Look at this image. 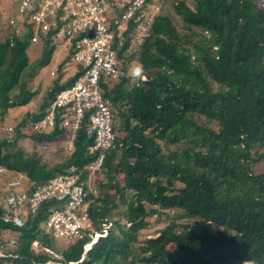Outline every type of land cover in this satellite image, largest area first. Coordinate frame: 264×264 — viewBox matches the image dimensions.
<instances>
[{
	"label": "trees",
	"instance_id": "obj_1",
	"mask_svg": "<svg viewBox=\"0 0 264 264\" xmlns=\"http://www.w3.org/2000/svg\"><path fill=\"white\" fill-rule=\"evenodd\" d=\"M191 1L174 4L184 26L160 13L151 35L135 48L143 68L154 70L145 81L134 82L121 64L120 78L105 85L121 124L116 117L115 146L99 193L91 194V235L59 250L64 259H57L47 251L58 250L54 238L43 229L55 202L29 212L22 228L2 220L6 210L0 204V237L6 230L17 237L0 264H233L237 257L264 258V172L252 168L264 160V151H255L264 149V0ZM8 26L0 36V119L30 102V78L56 49L45 40L31 64V32L16 35ZM128 46L119 51L121 61ZM78 75L57 83L39 109L17 123L14 136L0 140V164L27 176L28 193L70 168L85 177L84 167L94 159L89 148L95 139L86 121L75 150L65 146L59 164L51 166L36 149L18 144L27 138L56 142L65 133L57 126L32 134L29 127ZM171 208L204 223L180 226L173 220L140 242L147 218ZM95 233L101 235L86 249Z\"/></svg>",
	"mask_w": 264,
	"mask_h": 264
},
{
	"label": "built area",
	"instance_id": "obj_2",
	"mask_svg": "<svg viewBox=\"0 0 264 264\" xmlns=\"http://www.w3.org/2000/svg\"><path fill=\"white\" fill-rule=\"evenodd\" d=\"M13 2L15 9L9 22L19 33L16 35L31 32L32 42L60 40L70 58L80 64L75 82L54 96L45 115L30 125L29 132L50 131L58 126L68 134L66 147L72 153L77 133L86 121V131L94 136L95 142L89 148L94 159L84 167L87 171L85 177H82V171L70 168V171L56 175L31 193H28V178L22 172L8 180L10 191L4 199L6 212L2 220L22 228L29 212H37L44 202H55L48 209L43 229L54 238L53 241L62 238L72 245L93 231L91 194L97 196L99 189L91 183V177L103 170L108 151L115 146L116 112L111 99L105 96V85L119 79L122 74L121 48L126 44H129L128 50L142 46L151 35V24L161 10L153 0ZM262 4L264 6V1ZM52 74L56 72L52 71ZM5 171L8 169L0 164V172ZM16 243L15 238L8 240L10 245ZM87 245L86 249L89 248ZM47 251L57 259H64L55 248H47Z\"/></svg>",
	"mask_w": 264,
	"mask_h": 264
},
{
	"label": "rangeland",
	"instance_id": "obj_3",
	"mask_svg": "<svg viewBox=\"0 0 264 264\" xmlns=\"http://www.w3.org/2000/svg\"><path fill=\"white\" fill-rule=\"evenodd\" d=\"M121 1V0H120ZM162 2V0H160ZM155 5H158L161 13L167 14L171 17H173L176 21V24L181 28V26H184L181 24L180 17L175 13L174 11V4L177 2V0H164L162 3L153 0ZM188 3L192 4L191 0H187ZM15 5L13 0H0V36L4 35V33H7L9 30V20L14 14ZM184 31V30H183ZM2 32V33H1ZM186 32H191L190 30H187ZM0 38V39H1ZM55 45V51L53 53V56L51 60L41 66V68L36 69V74L30 78L31 81V90L33 91V95L31 96V100L29 103L21 106H15L8 110V113L4 117V119H0V140H2L4 137H11L14 136V129L17 125V123L26 116L28 111H36L39 109L40 104L42 103L44 96L51 90L57 83L65 84L70 76H72L76 70L80 67V64L72 59H70L68 51L65 50V44L57 40L54 42ZM43 43L41 42H30L28 45V54L31 64L36 63L37 59L41 56V53L43 51ZM122 66L123 70L126 71L125 74L130 76V69L134 64H140L138 53H136L135 49H133L125 60H123ZM125 65V66H124ZM143 66V65H142ZM33 69L34 67H30ZM30 69V70H31ZM52 70H56V74L52 75ZM154 70L147 71L144 69V76L145 78L148 75V72H153ZM150 74V73H149ZM118 119V117H117ZM200 122H204L205 120L201 117H198ZM117 126H120L121 120H117ZM12 127L13 130H9V128ZM68 134H63L59 139L56 140V142H34L32 139H21L18 141V144L26 146V149L29 151L37 150L43 157V160L47 162L49 165L53 166L56 164L61 163L64 161L66 157V147L68 143ZM175 145H170V148H175ZM256 152H263L264 149L260 146L255 148ZM66 152V153H65ZM64 157V158H63ZM252 168H254L255 172H264V160L256 162L254 165H252ZM99 174H102L100 172ZM98 173L92 174L91 177V183L98 184L100 180V175ZM14 171L8 170L5 172H0V197H5L3 193H8L10 191L7 182L8 180L16 177ZM103 176V175H102ZM93 179V180H92ZM172 188H175L171 185ZM0 204L2 205V201L0 200ZM175 220L180 226L185 224H203L204 220H202L199 217L196 216H188L184 211H181L179 209L171 208V209H163L160 214L153 215L147 218V224L146 226L141 229L139 233L140 242L143 238H146L148 236H155L158 234V232L167 225L170 221ZM108 228V225L106 226ZM6 240L2 239L0 237V241L6 244V241L10 239V233L6 231ZM15 235V234H14ZM4 237V234H3ZM97 234L94 235L93 241L96 240ZM15 239L17 240V237L15 235ZM56 248L57 251L66 248L70 246L67 244L63 239L58 238L55 239ZM16 245V244H15ZM15 245H0L1 250H6L7 248H13ZM89 246V244L87 245ZM90 247V246H89ZM6 264V263H4Z\"/></svg>",
	"mask_w": 264,
	"mask_h": 264
},
{
	"label": "clouds",
	"instance_id": "obj_4",
	"mask_svg": "<svg viewBox=\"0 0 264 264\" xmlns=\"http://www.w3.org/2000/svg\"><path fill=\"white\" fill-rule=\"evenodd\" d=\"M164 1V0H163ZM162 10V9H161ZM32 42V40H31ZM44 44V42H41ZM54 43V42H52ZM145 43V42H144ZM141 46H138V47H133V48H140ZM129 48V46H128ZM70 56V55H69ZM71 59V58H70ZM78 71H76L75 73H77ZM74 73V74H75ZM130 77L131 79L135 82V81H145V76H144V68L142 65L140 64H134L131 69H130ZM115 81V80H114ZM113 81H111L110 83H112ZM117 117V115H116ZM9 170V169H8ZM102 172V171H101ZM16 173V172H15ZM7 194V193H6ZM6 196V195H5ZM4 199L5 197L3 198V202H2V205L4 207ZM99 237V235L97 236ZM95 242V240L93 241ZM92 242V243H93ZM5 244V243H3ZM6 244H8V241H6ZM5 244V245H6ZM56 245V244H55ZM92 245V244H91ZM90 245V247H91ZM13 246V245H12ZM89 247V248H90ZM88 248V249H89ZM4 255V254H3ZM233 264H264V258H253L251 256H246V257H237L235 258V260L233 261Z\"/></svg>",
	"mask_w": 264,
	"mask_h": 264
},
{
	"label": "crops",
	"instance_id": "obj_5",
	"mask_svg": "<svg viewBox=\"0 0 264 264\" xmlns=\"http://www.w3.org/2000/svg\"><path fill=\"white\" fill-rule=\"evenodd\" d=\"M123 1H127V0H123ZM133 49H135V48H132L131 50H128V53H130ZM65 50H66V48H65ZM67 51V50H66ZM121 62H123V60L121 61ZM122 64V63H121ZM52 71H55L56 72V70H52ZM76 71H78V69L76 70ZM51 74H52V72H51ZM53 75V74H52ZM55 75V74H54ZM71 77V76H70ZM114 82V81H113ZM112 82V83H113ZM68 151V150H67ZM16 175H17V173H15ZM99 174V173H98ZM100 176H101V174H99ZM93 180V179H92ZM93 183V182H92ZM93 184H95L97 187H98V184H96V183H93ZM4 194V193H3ZM5 195V194H4ZM0 200L3 202V198L1 197L0 198ZM6 231H8L11 235V237L10 238H15V235H16V233H14V232H12V231H10V230H6ZM6 231H4L3 232V234H4V237H3V235H2V239H5L6 238V235H7V233H6ZM15 234V235H14ZM6 240V239H5ZM3 242H1L0 241V245L2 244ZM7 245V244H6ZM7 249H9V248H7ZM11 249V248H10ZM0 252H2V253H4L5 254V250H1L0 249Z\"/></svg>",
	"mask_w": 264,
	"mask_h": 264
},
{
	"label": "water",
	"instance_id": "obj_6",
	"mask_svg": "<svg viewBox=\"0 0 264 264\" xmlns=\"http://www.w3.org/2000/svg\"><path fill=\"white\" fill-rule=\"evenodd\" d=\"M100 235H101V234H100ZM100 235H99V236H100Z\"/></svg>",
	"mask_w": 264,
	"mask_h": 264
}]
</instances>
